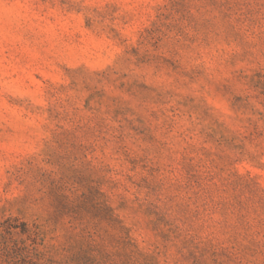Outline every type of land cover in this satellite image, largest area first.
<instances>
[{
	"label": "rangeland",
	"instance_id": "obj_1",
	"mask_svg": "<svg viewBox=\"0 0 264 264\" xmlns=\"http://www.w3.org/2000/svg\"><path fill=\"white\" fill-rule=\"evenodd\" d=\"M7 219L13 264H264V0H0Z\"/></svg>",
	"mask_w": 264,
	"mask_h": 264
},
{
	"label": "trees",
	"instance_id": "obj_2",
	"mask_svg": "<svg viewBox=\"0 0 264 264\" xmlns=\"http://www.w3.org/2000/svg\"><path fill=\"white\" fill-rule=\"evenodd\" d=\"M15 227L16 226L9 222V219L0 222V232L2 229H4L5 231L11 233V229ZM16 250V244H14L12 247L3 246L0 250V264H13V261L10 257L16 254Z\"/></svg>",
	"mask_w": 264,
	"mask_h": 264
}]
</instances>
